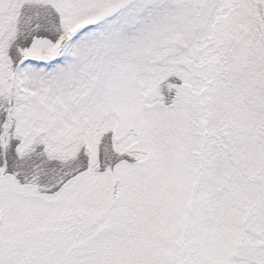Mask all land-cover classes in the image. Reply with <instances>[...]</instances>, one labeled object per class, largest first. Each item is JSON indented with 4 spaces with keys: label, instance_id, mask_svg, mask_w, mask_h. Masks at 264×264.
Masks as SVG:
<instances>
[{
    "label": "snow or ice",
    "instance_id": "1",
    "mask_svg": "<svg viewBox=\"0 0 264 264\" xmlns=\"http://www.w3.org/2000/svg\"><path fill=\"white\" fill-rule=\"evenodd\" d=\"M0 264H264V0H0Z\"/></svg>",
    "mask_w": 264,
    "mask_h": 264
}]
</instances>
